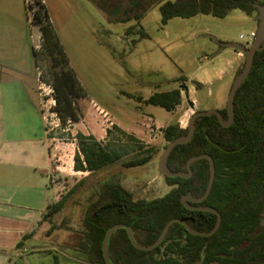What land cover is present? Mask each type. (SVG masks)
<instances>
[{"label": "rangeland", "instance_id": "374dc122", "mask_svg": "<svg viewBox=\"0 0 264 264\" xmlns=\"http://www.w3.org/2000/svg\"><path fill=\"white\" fill-rule=\"evenodd\" d=\"M42 1L53 42L59 47L63 71L76 81L81 96L77 101L81 120L63 126L53 112L56 101L52 82L60 68L55 67V60L43 46L39 28L31 24L33 11L28 6L36 8V0H0V68L18 72V78L12 73L11 79L24 88L30 101L32 113L28 109L25 115L30 134L41 137L45 127L48 138L58 146L57 164L66 169L77 151L78 133L94 136L105 145L108 130H112L110 143L120 137L113 129L117 126L144 146L159 150L147 166L124 169L117 163L89 177L69 199L64 212L54 219L58 226L65 221V229L46 235L51 225L44 224L16 262L54 264L56 256L59 264H89L87 255L79 252L77 246L87 206L95 199L94 188L122 180L136 199L146 200L162 198L171 191L158 170L167 146L163 130L174 124L188 128L196 112L226 109L235 75L246 59L231 48L220 52L221 44L246 46L251 33H257L258 19L235 10L225 19L199 15L189 20L173 19L163 26L157 5L141 21L146 33L141 38L138 31L127 35L136 22H110L108 12L98 8L94 0ZM96 1L113 6L110 11L122 4L120 0ZM130 9L124 5L119 13L124 15ZM34 50L39 54L37 59ZM198 84L202 85L197 88ZM185 88L194 108L185 97ZM174 89L182 95V103L174 111L169 113L146 104L151 96ZM87 176L61 180L66 187L62 197ZM49 188L53 194L54 190Z\"/></svg>", "mask_w": 264, "mask_h": 264}, {"label": "trees", "instance_id": "16d2710c", "mask_svg": "<svg viewBox=\"0 0 264 264\" xmlns=\"http://www.w3.org/2000/svg\"><path fill=\"white\" fill-rule=\"evenodd\" d=\"M94 1L111 15L110 22H136L127 35L138 31L141 38L146 37L141 21L157 5H160L163 26L173 19L189 20L199 15L225 19L235 10L258 19L255 5H264V0H120L122 4L114 7L117 10L110 11L113 6ZM35 5L36 8L28 6L33 11L31 24L39 28L43 46L55 60V67L60 68L52 82L56 101L53 112L63 126L79 123L81 115L77 101L81 96L77 92L76 81L63 71L59 47L53 42L43 1L36 0ZM124 5L130 6L135 13L120 15L119 9ZM38 55L34 50L35 59ZM244 65L237 71L235 79ZM201 85L198 84L197 88ZM181 103L182 95L178 89L155 94L146 101L147 105L169 113ZM234 108L235 121L228 128L222 127L216 116L197 119L191 142L175 147L168 159V168L172 172L185 173L191 158L201 155L213 158L216 175L210 196L202 204L192 205L219 211L222 216L219 230L206 238L191 235L184 226L173 224L161 246L142 252L133 246L127 231L120 229L109 241L112 264H264V51L255 54L249 77L236 94ZM220 112L227 121V109ZM113 129L120 137L110 143L112 130H108L105 145L94 136L76 135L74 171L88 176L73 186L58 203L47 208L43 217V221L51 225L47 235L65 229V221L58 226L54 219L64 212L69 199L89 177L117 163H121L124 169H133L147 166L155 159L159 152L156 147L144 146L117 126ZM163 134L168 145L186 136L188 128L182 129L174 124L164 129ZM192 172L189 179L164 177L171 191L154 200L136 199L124 187L122 180H111L94 188L95 199L87 206L77 250L87 255L89 264H106L103 256L105 235L119 224L129 226L135 241L142 246L153 245L166 224L173 219L184 220L195 231L211 232L217 223L216 215L188 210L181 203L183 196L197 199L207 190L209 162H195ZM53 259L54 264H59L58 257Z\"/></svg>", "mask_w": 264, "mask_h": 264}, {"label": "crops", "instance_id": "0c3cea01", "mask_svg": "<svg viewBox=\"0 0 264 264\" xmlns=\"http://www.w3.org/2000/svg\"><path fill=\"white\" fill-rule=\"evenodd\" d=\"M12 73L18 78L17 71L0 68V264H16L35 232L49 223L43 217L62 198L61 180L85 175L74 171V155L67 169L57 164L58 146L45 127L41 137L30 134L25 115L31 104ZM53 173L59 181L49 186Z\"/></svg>", "mask_w": 264, "mask_h": 264}, {"label": "water", "instance_id": "95a60500", "mask_svg": "<svg viewBox=\"0 0 264 264\" xmlns=\"http://www.w3.org/2000/svg\"><path fill=\"white\" fill-rule=\"evenodd\" d=\"M255 8L259 12V14H258L259 24H258L257 36H256L253 44L251 45V47L247 48L246 46H244L242 44H238V43H222L221 48H220V52H222L226 48H231L234 51L239 52L242 55H244L245 59H246L243 71L234 80V83L232 85V88H231L229 96H228L227 107H226L227 114H228V120L225 121L221 112L217 111V110H208V111L196 112L189 120L188 134L184 137L178 138V139L174 140L173 142L169 143L167 145V147L165 148V150H164V152H163V154L159 160V164H158L159 175L161 177L189 179L193 175L192 165L195 162H198L201 160H207L209 162L210 180H209V184H208V187H207L205 194L201 198H197V199L190 198L189 196H183L181 199V203L188 210L202 211V212H207V213H211V214L216 215L217 216V223H216L215 228L209 233H202V232H198V231L191 229L190 226L184 220L173 219L166 224V226L163 229L159 239L153 245L142 246L135 241L132 230L129 226L122 225V224L115 225L111 229L108 230V232L105 235L104 242H103V256H104V260H105L106 264H112L110 257H109V241H110L112 235L117 230H120V229H124L127 231L129 240L131 241L133 246L137 250L142 251V252H150V251L155 250L159 246H161L162 243L164 242L167 234H168L170 227L173 224H180V225L184 226L185 229L191 235L199 236V237H206V238L213 236L219 230L221 223H222V216L219 213V211H217L216 209L211 208V207H201V206H193L192 205V204H202L210 196V193H211L212 188H213L214 180H215V175H216L215 163H214L213 158L209 155H201V156L191 158L187 163V167H186L187 172H185V173H183V172H172L168 168V159H169V156L175 147L181 146V145H187L191 142V140L193 139V137L195 135V130H196L195 123H196L197 119L203 118V117L216 116L219 120V123L224 128H228L234 123V121H235L234 102H235L236 94H237L238 90L240 89V87L245 83V81L249 77V74H250L252 67H253L255 54L257 52H263L264 51V5H255ZM206 37H210V36H206ZM185 93H186L185 97H186L190 107L194 108L195 107L194 104L189 101V91L186 88H185Z\"/></svg>", "mask_w": 264, "mask_h": 264}, {"label": "built area", "instance_id": "2783aa9c", "mask_svg": "<svg viewBox=\"0 0 264 264\" xmlns=\"http://www.w3.org/2000/svg\"><path fill=\"white\" fill-rule=\"evenodd\" d=\"M256 38V33H251L250 39L247 41L246 47L249 48L254 42V39ZM241 39H244V37H241ZM50 183L52 185H55L58 183L59 179L57 177L56 173H53L52 175L49 176Z\"/></svg>", "mask_w": 264, "mask_h": 264}, {"label": "flooded vegetation", "instance_id": "af4514ba", "mask_svg": "<svg viewBox=\"0 0 264 264\" xmlns=\"http://www.w3.org/2000/svg\"><path fill=\"white\" fill-rule=\"evenodd\" d=\"M98 6V5H97ZM99 7V6H98ZM133 12V14L135 13V11H134V9H130V10H127L124 14H130V13H132ZM133 14H131V15H133ZM110 14L109 15H106V17H108L109 19H110ZM258 24H259V22H258ZM256 36H257V33H256ZM255 40V39H254Z\"/></svg>", "mask_w": 264, "mask_h": 264}]
</instances>
